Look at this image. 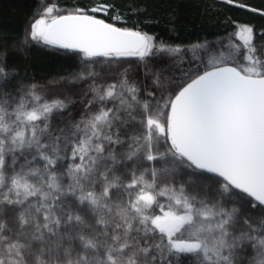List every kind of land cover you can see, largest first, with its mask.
I'll return each mask as SVG.
<instances>
[{"label":"snow or ice","instance_id":"6c2138e0","mask_svg":"<svg viewBox=\"0 0 264 264\" xmlns=\"http://www.w3.org/2000/svg\"><path fill=\"white\" fill-rule=\"evenodd\" d=\"M61 11L50 2L22 44L82 55L79 101L48 99L35 83L9 92L19 74L0 66V264H264V52L254 28L235 25L242 43L226 46L235 55L214 59L207 43L173 46ZM196 51L208 58L181 59ZM126 57L139 63L124 67ZM137 75L145 89L130 82Z\"/></svg>","mask_w":264,"mask_h":264},{"label":"trees","instance_id":"16d2710c","mask_svg":"<svg viewBox=\"0 0 264 264\" xmlns=\"http://www.w3.org/2000/svg\"><path fill=\"white\" fill-rule=\"evenodd\" d=\"M50 2L57 3L68 12H73L76 8L83 9L86 14L106 23L154 35L158 42L173 46L190 48L198 43H207L214 49L211 53L214 59H230L235 55L234 49L226 46H239L242 43L234 36L237 30L235 25L247 24L255 30L253 43L257 47V54L264 52L260 48L264 44V15L259 14V11H264V0H235L232 5L226 3V0H0V66L6 72L19 74L9 77L6 85L9 92L17 84L35 83L42 86L48 99L59 98L68 103L69 100L79 101L82 93L87 90V85L83 82L72 83L77 75L84 73V69L80 67L82 55L58 46L22 44L29 24L40 17L42 10ZM237 3L259 11L252 12L237 7ZM105 4H115V11H91ZM68 12L61 11L59 14ZM117 12L124 14L123 21L112 19ZM55 15L57 13L51 14ZM192 55L208 58V54L197 51L196 54L181 53V59L187 60ZM243 55L242 50L239 56ZM119 63L124 67H135L139 61L135 57H126L120 58ZM239 63L245 64L242 59ZM96 71L101 69L97 67ZM132 81L142 89L149 84L138 75L132 76L130 82ZM68 111L79 119L81 106L75 103L70 105ZM58 119L53 123H57ZM63 119L67 120L68 117L64 116ZM251 211L254 216L257 215L256 210ZM181 264H193L192 258L182 256Z\"/></svg>","mask_w":264,"mask_h":264},{"label":"rangeland","instance_id":"374dc122","mask_svg":"<svg viewBox=\"0 0 264 264\" xmlns=\"http://www.w3.org/2000/svg\"><path fill=\"white\" fill-rule=\"evenodd\" d=\"M53 17H54V16H53ZM38 18H40V17H38ZM38 18H37V19H38ZM50 22H51V21H50V17H46V18H45V23L47 24V23H50ZM38 27H43V25H40V26H38ZM194 53L196 54L197 51L194 52ZM81 97H82V96H81ZM81 97H80V98H81ZM69 99H70V98H69Z\"/></svg>","mask_w":264,"mask_h":264},{"label":"water","instance_id":"95a60500","mask_svg":"<svg viewBox=\"0 0 264 264\" xmlns=\"http://www.w3.org/2000/svg\"><path fill=\"white\" fill-rule=\"evenodd\" d=\"M89 15V14H88ZM96 18V17H95ZM96 19H98V18H96Z\"/></svg>","mask_w":264,"mask_h":264}]
</instances>
